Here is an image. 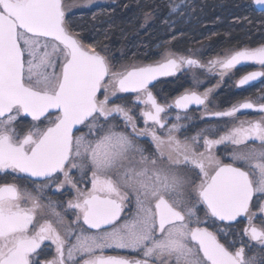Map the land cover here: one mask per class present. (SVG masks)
Returning <instances> with one entry per match:
<instances>
[{"label": "snow or ice", "instance_id": "obj_1", "mask_svg": "<svg viewBox=\"0 0 264 264\" xmlns=\"http://www.w3.org/2000/svg\"><path fill=\"white\" fill-rule=\"evenodd\" d=\"M252 3L264 12V0ZM70 10L64 0H0V173L32 181L37 193L0 183V264H264V115L219 135L210 127L211 135L178 136L191 105L233 120L241 110L264 113V103L249 100L209 109L213 89L199 92L196 74L219 69L222 79L252 63L260 70L237 81L249 85L264 78V44L206 63L165 49L152 63L116 67L106 49L72 30ZM183 71L192 72L193 87L160 103L153 82ZM129 93L133 107L113 103ZM23 117L34 122L26 132L16 127ZM229 144L226 163L216 152ZM50 187L72 193L63 205L74 214L70 224L56 202H41ZM241 220L238 232L217 227Z\"/></svg>", "mask_w": 264, "mask_h": 264}, {"label": "trees", "instance_id": "obj_2", "mask_svg": "<svg viewBox=\"0 0 264 264\" xmlns=\"http://www.w3.org/2000/svg\"><path fill=\"white\" fill-rule=\"evenodd\" d=\"M179 1L122 0L104 10L70 11L67 18L83 42L106 49L116 67L152 63L165 49L192 55L204 63L218 53L264 44V12L255 10L252 0H186L185 10L175 21L169 12ZM146 12H151L147 20ZM184 81L172 83H190ZM162 83L160 79L154 86L159 95Z\"/></svg>", "mask_w": 264, "mask_h": 264}, {"label": "flooded vegetation", "instance_id": "obj_3", "mask_svg": "<svg viewBox=\"0 0 264 264\" xmlns=\"http://www.w3.org/2000/svg\"><path fill=\"white\" fill-rule=\"evenodd\" d=\"M72 0H64L65 4L67 6H71L70 2ZM76 1V0H75ZM78 1V0H77ZM122 0H107L103 1L98 4H94L89 7H80V8H73L70 11L73 12L75 10H82L86 8H92V7H103L102 10H104V7L107 5L109 6H116L120 3ZM67 2V3H66ZM75 6V5H73ZM71 6V7H73ZM252 6L255 10H257L253 3ZM101 10V11H102ZM259 11V10H258ZM69 13H67L68 16ZM184 54V53H179ZM225 52L218 53L217 55L212 56L211 59L217 57V56H223ZM185 55V54H184ZM187 55V54H186ZM196 58V57H195ZM198 59V58H197ZM260 70L259 67L255 64L248 63L244 66L238 65L235 69L232 70V73L225 75L222 79L219 75V69L214 70L213 72H208L206 69H197L196 74L198 78L202 81V83L198 87L199 92H204L205 89H213V91L209 94V100H208V108L213 111H224L229 108H231L233 105L239 104L240 102H243L245 100L252 101L254 103H264V78H260L255 82H251L249 85L246 86H238L237 81L239 78L251 71ZM184 72H189L188 74H185ZM192 72L191 71H183L180 73H177L175 76L170 77H160L158 80L162 79V94L159 95L155 88H152L153 93L157 96V99L160 103H170L175 97H177L179 94L183 93L185 89H190L193 87L192 82ZM177 79H184L189 80L187 84L183 83L182 85L172 83V81H175ZM157 80V81H158ZM154 81V86L156 85V82ZM224 87V88H223ZM126 98L129 101L126 103V101L123 99ZM113 103H123L128 107H133V94H119V98H114ZM138 111V107L136 108ZM204 108L202 106L197 105H191L188 112L185 114L181 112L182 116H187L186 119H182L181 123L184 124L186 127L183 128L179 133L178 136L181 140H183L185 137H188L189 139L192 136H195L198 132L201 130H205V135H211L208 131H206L210 127H214L217 129L215 135H219L222 132H224L227 127L233 126V124L238 123L240 120H247V119H259L264 113H261L257 109L252 110H241L237 113V117L235 120L230 118H220V117H210L203 115ZM176 112L173 110L169 114V122H173V118L175 116ZM116 123L121 124L122 130V121L117 120ZM34 122L31 120V117H23L19 120L16 127L18 131L26 132L30 127H32ZM138 125L140 127H143L142 120L138 121ZM35 126L37 127H43L44 125L41 123H36ZM82 131H87L86 128H83ZM139 144L144 146L148 152L153 151V146L148 142V138H139L137 141ZM249 147H259V143L256 142L255 144H249ZM233 151L232 145L227 146H218L216 154L224 160V162L228 163L230 162L229 154ZM147 154V153H146ZM73 175H77V173H73ZM5 182H13L20 185L22 191L27 190L28 192H31L33 195H36L34 185L32 181L15 178L13 176H6L3 173H0V183ZM37 184L42 183V181L37 180ZM90 187V185H87ZM81 187H85V185H81ZM72 193L68 191L67 189L57 191L54 187H50L44 190L43 192V199L42 203L47 204L48 200L50 199L53 202L57 203L56 211L61 212L64 215V219L66 223H71L74 219V214L72 212H64L63 205L66 204V201L71 199ZM255 202V201H254ZM130 209L134 211V205L130 206ZM255 210V209H254ZM201 219H203V213H199ZM261 222V219L258 217L256 223L259 224ZM245 221L241 220L239 224H229V222H220L217 224V227L225 228L229 231H236L238 232L244 225ZM211 230L215 231V228H212ZM221 239V242L224 243L225 240L222 237H218ZM233 235H229L228 239H234ZM239 246V245H237ZM258 249H253L252 252L248 253L249 255L257 252ZM106 254L108 255H122V256H128L129 258H138L137 253L128 251V250H107ZM52 251L50 250L48 255L42 256L41 259H49L51 258Z\"/></svg>", "mask_w": 264, "mask_h": 264}, {"label": "rangeland", "instance_id": "obj_4", "mask_svg": "<svg viewBox=\"0 0 264 264\" xmlns=\"http://www.w3.org/2000/svg\"><path fill=\"white\" fill-rule=\"evenodd\" d=\"M103 1H107V0H92V3L91 4H88L87 3V0H78V1H75V0H72L71 2H70V5L71 6H73V5H75V6H73V7H71V6H69L70 7V9H73V8H80V7H89V6H92V5H94V4H98V3H101V2H103ZM67 3V2H66ZM186 4H187V2H186V0H182V1H179V2H175L173 5H179V7H178V9L175 11V12H173V11H171V9H170V12H169V15L171 16V18L173 19V20H175L176 21V19L177 18H179V16L183 13V11L185 10V6H186ZM67 5V4H66ZM172 5V6H173ZM171 6V7H172ZM207 61H205L204 63H206Z\"/></svg>", "mask_w": 264, "mask_h": 264}, {"label": "water", "instance_id": "obj_5", "mask_svg": "<svg viewBox=\"0 0 264 264\" xmlns=\"http://www.w3.org/2000/svg\"><path fill=\"white\" fill-rule=\"evenodd\" d=\"M258 10V6H254Z\"/></svg>", "mask_w": 264, "mask_h": 264}]
</instances>
